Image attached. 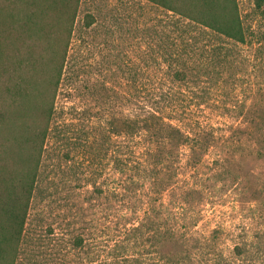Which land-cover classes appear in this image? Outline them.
<instances>
[{"label":"rangeland","instance_id":"1","mask_svg":"<svg viewBox=\"0 0 264 264\" xmlns=\"http://www.w3.org/2000/svg\"><path fill=\"white\" fill-rule=\"evenodd\" d=\"M237 3L244 44L188 34L148 0H0V207L35 169L25 140L45 134L16 264H264V140L246 128L264 118V0ZM156 111L213 138L117 135Z\"/></svg>","mask_w":264,"mask_h":264},{"label":"trees","instance_id":"2","mask_svg":"<svg viewBox=\"0 0 264 264\" xmlns=\"http://www.w3.org/2000/svg\"><path fill=\"white\" fill-rule=\"evenodd\" d=\"M148 1L159 5L168 10V12H172L174 16H178V20H174L175 22L173 24L177 28L183 29L184 32L188 34H192L195 27H201L206 30H203V33H214L226 39L228 42L234 44H244L246 42V30L241 15H239L240 12L237 0H192V2L186 0ZM183 20H185L184 23L181 22ZM1 44L2 41L0 38V45ZM67 46L68 45H65L63 51L58 54L56 53V58L52 59L51 65L49 63L47 64L48 66L50 65L49 72L52 73L55 90L63 74ZM182 46V54L192 53V44H190L189 40L188 43L184 41ZM187 47L189 49L188 51H186ZM207 50L208 48L205 47L204 51ZM210 50H215L212 52L218 58L217 60L221 65L227 66L232 63L233 60L231 55L233 49L230 46L227 47L224 44L212 43ZM1 52L2 49L0 46V56ZM50 59H48V61ZM183 66L186 67L185 63ZM174 76L181 81L187 79L185 71H176ZM166 118L168 117L164 115V111H156L148 112L146 116L132 120L123 119L117 135L126 136L130 134L138 140L149 137V141L162 144L164 142L174 141L175 144L179 146H189L192 151H195L200 145L202 147L203 145H207V142L213 138L210 132L201 131L195 132L194 134L188 133L180 126L167 121ZM262 120H264V118L260 115H254L247 119L246 128L248 129V135H253L258 144H261L260 142L264 140V138L259 139L262 134L256 136L258 124ZM243 132L246 133L245 130H243ZM44 138L45 134L42 137V142L37 146L32 144V139L25 140L30 151L29 155L26 157L28 159L27 162L34 161L35 169L32 174L27 176L23 175L19 182V193L13 196L9 195L8 204L0 207V264H16L19 243L25 233L29 208L35 189V174L37 168H39ZM24 162H26V160H24ZM141 167L142 168L139 169H142L144 173L149 171L145 164H141ZM82 242V239L79 237L76 244L81 245ZM169 256L170 262H176L178 260L172 252Z\"/></svg>","mask_w":264,"mask_h":264}]
</instances>
